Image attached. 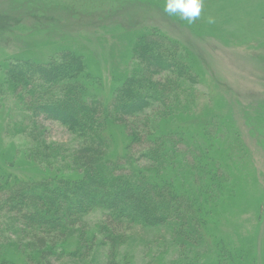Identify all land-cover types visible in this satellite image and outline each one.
I'll return each mask as SVG.
<instances>
[{"label": "rangeland", "instance_id": "1", "mask_svg": "<svg viewBox=\"0 0 264 264\" xmlns=\"http://www.w3.org/2000/svg\"><path fill=\"white\" fill-rule=\"evenodd\" d=\"M165 2L0 0L1 180L13 185L80 177L71 156L76 136L57 122L32 117L8 90L10 65L45 66L62 55L77 57L91 95L107 104L128 77L138 75V48L164 38L179 47L198 85L195 108L156 121L155 129L189 139L191 150L199 152L197 162L201 151H209L219 180V188L207 194L213 211L205 235L224 258L208 264H264V0H204L201 19L192 25L165 15ZM208 16L216 22L208 24ZM106 134L107 159L121 158L129 144L125 129L109 125ZM85 221L95 231L101 214L90 213ZM74 243L65 244L67 253ZM151 248L153 255L162 251ZM4 257L9 264H31L12 245ZM165 257L171 263L175 253Z\"/></svg>", "mask_w": 264, "mask_h": 264}, {"label": "trees", "instance_id": "2", "mask_svg": "<svg viewBox=\"0 0 264 264\" xmlns=\"http://www.w3.org/2000/svg\"><path fill=\"white\" fill-rule=\"evenodd\" d=\"M138 50V75L128 77L107 104L91 95L81 59L69 54L45 66L16 61L8 67V90L32 117L76 136L71 156L80 177L13 185L0 177V264H9L4 254L10 245L31 264L223 261L205 235L213 211L207 194L219 188L213 155L201 151L197 162L189 139L155 129L156 121L195 108L198 78L175 43L155 37ZM109 125L123 127L129 139L114 161L107 159ZM96 211L101 221L92 231L85 218ZM71 240L76 246L67 253ZM154 244L162 251L153 255ZM169 250L175 253L171 263Z\"/></svg>", "mask_w": 264, "mask_h": 264}, {"label": "clouds", "instance_id": "3", "mask_svg": "<svg viewBox=\"0 0 264 264\" xmlns=\"http://www.w3.org/2000/svg\"><path fill=\"white\" fill-rule=\"evenodd\" d=\"M204 0H166L162 9L163 13L169 17L178 16L180 20L186 21L189 25L201 19ZM208 24H214L215 18L208 16Z\"/></svg>", "mask_w": 264, "mask_h": 264}]
</instances>
